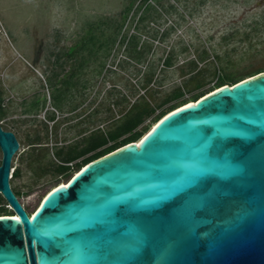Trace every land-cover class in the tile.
Segmentation results:
<instances>
[{"label": "water", "instance_id": "water-1", "mask_svg": "<svg viewBox=\"0 0 264 264\" xmlns=\"http://www.w3.org/2000/svg\"><path fill=\"white\" fill-rule=\"evenodd\" d=\"M19 148L0 122V264H264V71L169 112L35 214L10 184Z\"/></svg>", "mask_w": 264, "mask_h": 264}, {"label": "rangeland", "instance_id": "rangeland-1", "mask_svg": "<svg viewBox=\"0 0 264 264\" xmlns=\"http://www.w3.org/2000/svg\"><path fill=\"white\" fill-rule=\"evenodd\" d=\"M127 1L0 0V93L6 111L0 122L20 143L12 160L10 184L29 213L35 214L43 197L73 176L47 169L50 164L60 163L55 151L96 126L105 127L112 118L106 112L108 106L113 108L110 90L129 93L128 86L137 81L135 63L125 57L124 47L115 46L101 75H93L88 69L85 75L88 87L73 89L63 110L53 104V84L69 69L63 52L80 38L89 22L118 17ZM200 2L171 0L176 12L161 10L159 19L146 23L147 29L156 28L160 32L169 26L173 28L170 37L157 44L154 59L165 56L164 49L168 50L169 45L182 41L189 45V51L178 56V64L193 58L197 48L204 47L217 64L213 56L215 48L222 63L233 71L246 72L264 66V0ZM132 22L131 19L126 28L128 33L136 32ZM165 75L163 87L156 85V88L171 91L183 81L177 65ZM193 93L187 92L186 97ZM37 98L42 100L40 109L26 112L25 108ZM134 99L131 97V101ZM96 109L100 111L98 115H94ZM114 113V117H119L117 107ZM52 114L55 120L49 119ZM1 160L0 149V163ZM0 205L11 214L2 194Z\"/></svg>", "mask_w": 264, "mask_h": 264}, {"label": "trees", "instance_id": "trees-1", "mask_svg": "<svg viewBox=\"0 0 264 264\" xmlns=\"http://www.w3.org/2000/svg\"><path fill=\"white\" fill-rule=\"evenodd\" d=\"M204 2L205 0H201L200 3ZM161 10L174 13L177 8L171 0H128L118 17H105L89 22L80 38L63 52L67 57L65 63L69 64V69L56 79L52 96L53 104L61 110L72 96L73 89L88 87V81L85 79L88 69L93 75L102 74L115 46L124 47L125 57L136 64L134 66L137 69V81L128 86L129 93L117 89L110 90L113 97L110 105L113 108L108 106L106 112L112 117L111 121L105 127L96 126L77 141L58 148L55 156L60 163L50 164L52 166L47 169L52 168V172L57 174L74 175L89 162L131 142H138L151 126L176 108L195 102L219 87L233 85L264 71V66L246 72L230 70L228 65L222 63L221 55L215 48L213 56L217 59V64L211 60V53L204 47L197 48L193 58L178 64V56L189 51V45L182 41L169 45L168 50L164 49L165 56L154 59L153 56L159 48L157 44L165 42L173 29L169 26L160 32L156 28H146V23L161 17ZM131 19L135 33L126 32ZM258 21L256 23H259ZM175 65L183 77L181 84L171 91L156 88V85L163 87L167 77L165 73ZM58 83H61V86H57ZM208 85L210 86L206 88ZM194 91L195 93L186 97L187 92ZM131 97H135L134 101H131ZM41 101V98L35 99L25 111L39 110ZM115 107L120 113L117 118L114 117ZM99 113V109L94 111V115ZM5 115L0 93V120ZM49 119L55 120V115H49ZM15 194L19 196V193ZM2 214L10 215L8 208L0 205V215Z\"/></svg>", "mask_w": 264, "mask_h": 264}, {"label": "bare ground", "instance_id": "bare-ground-1", "mask_svg": "<svg viewBox=\"0 0 264 264\" xmlns=\"http://www.w3.org/2000/svg\"><path fill=\"white\" fill-rule=\"evenodd\" d=\"M154 125H155V124H154ZM152 127H153V126H152ZM145 135H146V134H145ZM141 139H142V138H141ZM141 139H140V140H141ZM140 140H139V141H140ZM65 184H67V182H66ZM59 185H60V184H59ZM56 187H57V186H56ZM54 188H55V187H54ZM45 196H46V195H45ZM45 196H44V197H45ZM44 197H43V198H44ZM40 203H41V202H40ZM39 205H40V204H39ZM38 207H39V206H38ZM13 215H15V214H13ZM13 215H12V216H13ZM15 217H18V215H16Z\"/></svg>", "mask_w": 264, "mask_h": 264}, {"label": "flooded vegetation", "instance_id": "flooded-vegetation-1", "mask_svg": "<svg viewBox=\"0 0 264 264\" xmlns=\"http://www.w3.org/2000/svg\"><path fill=\"white\" fill-rule=\"evenodd\" d=\"M0 37H1V34H0Z\"/></svg>", "mask_w": 264, "mask_h": 264}, {"label": "built area", "instance_id": "built-area-1", "mask_svg": "<svg viewBox=\"0 0 264 264\" xmlns=\"http://www.w3.org/2000/svg\"><path fill=\"white\" fill-rule=\"evenodd\" d=\"M10 206V205H9Z\"/></svg>", "mask_w": 264, "mask_h": 264}]
</instances>
